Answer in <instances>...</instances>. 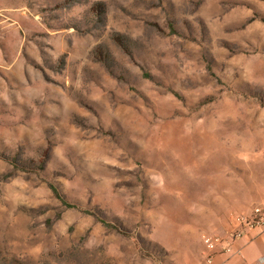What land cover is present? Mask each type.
Wrapping results in <instances>:
<instances>
[{"label":"rangeland","instance_id":"1","mask_svg":"<svg viewBox=\"0 0 264 264\" xmlns=\"http://www.w3.org/2000/svg\"><path fill=\"white\" fill-rule=\"evenodd\" d=\"M263 201L264 0H0V264H205Z\"/></svg>","mask_w":264,"mask_h":264},{"label":"built area","instance_id":"2","mask_svg":"<svg viewBox=\"0 0 264 264\" xmlns=\"http://www.w3.org/2000/svg\"><path fill=\"white\" fill-rule=\"evenodd\" d=\"M232 228L222 233H204V263L213 264L218 254H232L235 243L250 231L264 232V201L257 205L249 214H237L232 218ZM264 264V256L260 260Z\"/></svg>","mask_w":264,"mask_h":264},{"label":"crops","instance_id":"3","mask_svg":"<svg viewBox=\"0 0 264 264\" xmlns=\"http://www.w3.org/2000/svg\"><path fill=\"white\" fill-rule=\"evenodd\" d=\"M264 256V232L250 231L237 241L232 254H218L213 264H260Z\"/></svg>","mask_w":264,"mask_h":264},{"label":"trees","instance_id":"4","mask_svg":"<svg viewBox=\"0 0 264 264\" xmlns=\"http://www.w3.org/2000/svg\"><path fill=\"white\" fill-rule=\"evenodd\" d=\"M54 193L58 196L59 199H61L62 197L57 193V189L53 188Z\"/></svg>","mask_w":264,"mask_h":264}]
</instances>
